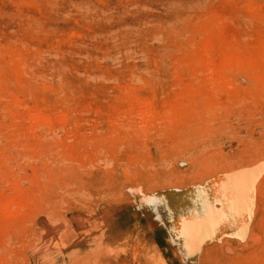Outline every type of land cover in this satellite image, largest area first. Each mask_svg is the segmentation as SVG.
Masks as SVG:
<instances>
[{
	"label": "rangeland",
	"instance_id": "obj_1",
	"mask_svg": "<svg viewBox=\"0 0 264 264\" xmlns=\"http://www.w3.org/2000/svg\"><path fill=\"white\" fill-rule=\"evenodd\" d=\"M46 240L264 264V0H0V264Z\"/></svg>",
	"mask_w": 264,
	"mask_h": 264
},
{
	"label": "bare ground",
	"instance_id": "obj_2",
	"mask_svg": "<svg viewBox=\"0 0 264 264\" xmlns=\"http://www.w3.org/2000/svg\"><path fill=\"white\" fill-rule=\"evenodd\" d=\"M252 171V170H251ZM240 173H243V172H240ZM240 173H238V174H236L235 176L233 175V176H230L229 177V180L233 183V185H235L234 184V182L235 181H238L239 179H240V177L241 176H243L244 174H240ZM239 177V178H238ZM246 181V183H247V185H250L249 184V180L247 179V180H245ZM41 238V237H40ZM39 238V239H40ZM47 241H49V240H46V241H44V242H41L42 244V246L41 247H39V248H37L36 249V251H35V254L37 255V264H48L49 263V255H48V252L51 250V248L53 247V246H49L48 244H47ZM37 244V243H36ZM32 246H34V245H32ZM33 252V251H32ZM31 252V253H32ZM30 253V254H31ZM92 254H93V252H92ZM93 256V255H92ZM91 256V257H92ZM90 257V258H91ZM95 259V258H94ZM92 263V262H91ZM29 264V263H28ZM90 264V263H89Z\"/></svg>",
	"mask_w": 264,
	"mask_h": 264
},
{
	"label": "water",
	"instance_id": "obj_3",
	"mask_svg": "<svg viewBox=\"0 0 264 264\" xmlns=\"http://www.w3.org/2000/svg\"><path fill=\"white\" fill-rule=\"evenodd\" d=\"M213 199H214V198H213ZM210 200H211V199H210ZM210 200H209V201H210ZM201 211H202V210H200V211H194V212H195V213H198V212H201Z\"/></svg>",
	"mask_w": 264,
	"mask_h": 264
}]
</instances>
